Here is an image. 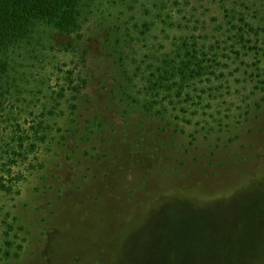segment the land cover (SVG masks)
I'll return each mask as SVG.
<instances>
[{
    "label": "rangeland",
    "instance_id": "1",
    "mask_svg": "<svg viewBox=\"0 0 264 264\" xmlns=\"http://www.w3.org/2000/svg\"><path fill=\"white\" fill-rule=\"evenodd\" d=\"M0 51V264H264V0H78Z\"/></svg>",
    "mask_w": 264,
    "mask_h": 264
},
{
    "label": "trees",
    "instance_id": "2",
    "mask_svg": "<svg viewBox=\"0 0 264 264\" xmlns=\"http://www.w3.org/2000/svg\"><path fill=\"white\" fill-rule=\"evenodd\" d=\"M78 0H0V51L27 30L34 20H42L60 30L75 26Z\"/></svg>",
    "mask_w": 264,
    "mask_h": 264
}]
</instances>
